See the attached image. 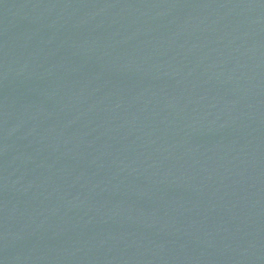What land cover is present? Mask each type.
<instances>
[{
    "label": "water",
    "instance_id": "1",
    "mask_svg": "<svg viewBox=\"0 0 264 264\" xmlns=\"http://www.w3.org/2000/svg\"><path fill=\"white\" fill-rule=\"evenodd\" d=\"M0 264H264V0H0Z\"/></svg>",
    "mask_w": 264,
    "mask_h": 264
}]
</instances>
